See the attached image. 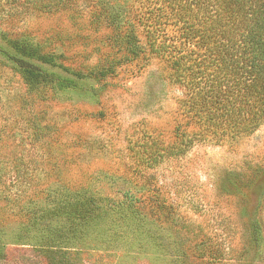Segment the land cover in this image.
I'll use <instances>...</instances> for the list:
<instances>
[{
    "label": "rangeland",
    "instance_id": "obj_1",
    "mask_svg": "<svg viewBox=\"0 0 264 264\" xmlns=\"http://www.w3.org/2000/svg\"><path fill=\"white\" fill-rule=\"evenodd\" d=\"M82 1L0 0V43L81 83L31 82L0 49V242L67 264H264V123L171 155L182 88L152 58L96 96ZM29 251L16 264H40Z\"/></svg>",
    "mask_w": 264,
    "mask_h": 264
},
{
    "label": "trees",
    "instance_id": "obj_2",
    "mask_svg": "<svg viewBox=\"0 0 264 264\" xmlns=\"http://www.w3.org/2000/svg\"><path fill=\"white\" fill-rule=\"evenodd\" d=\"M72 1L48 0L49 5L65 6ZM85 1L91 4L84 10L85 24L93 33L85 39L93 41L99 56L86 73L78 71L95 78L96 96L122 68L152 58L159 59L166 78L182 88V120L175 125L173 142L164 148L171 155L186 153L196 141L236 140L264 123V0ZM11 43L15 52L1 43L0 49L27 80L50 76L61 88L81 87L74 78L59 79L25 58L30 52L23 40L13 38ZM149 149L163 151L155 141ZM30 249L40 264H67L58 246L1 242L0 264L19 263Z\"/></svg>",
    "mask_w": 264,
    "mask_h": 264
}]
</instances>
